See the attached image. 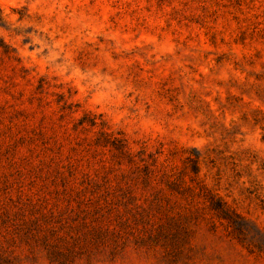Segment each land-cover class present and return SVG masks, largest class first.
<instances>
[{
    "label": "rangeland",
    "instance_id": "1",
    "mask_svg": "<svg viewBox=\"0 0 264 264\" xmlns=\"http://www.w3.org/2000/svg\"><path fill=\"white\" fill-rule=\"evenodd\" d=\"M0 264H264V0H0Z\"/></svg>",
    "mask_w": 264,
    "mask_h": 264
}]
</instances>
